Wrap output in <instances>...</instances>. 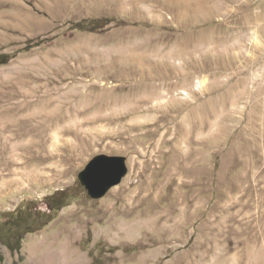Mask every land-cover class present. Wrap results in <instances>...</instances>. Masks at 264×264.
<instances>
[{
  "label": "rangeland",
  "instance_id": "obj_1",
  "mask_svg": "<svg viewBox=\"0 0 264 264\" xmlns=\"http://www.w3.org/2000/svg\"><path fill=\"white\" fill-rule=\"evenodd\" d=\"M2 61L0 264H264V0H0Z\"/></svg>",
  "mask_w": 264,
  "mask_h": 264
},
{
  "label": "water",
  "instance_id": "obj_2",
  "mask_svg": "<svg viewBox=\"0 0 264 264\" xmlns=\"http://www.w3.org/2000/svg\"><path fill=\"white\" fill-rule=\"evenodd\" d=\"M128 174L123 156H96L79 174L81 184L92 199H101Z\"/></svg>",
  "mask_w": 264,
  "mask_h": 264
},
{
  "label": "trees",
  "instance_id": "obj_3",
  "mask_svg": "<svg viewBox=\"0 0 264 264\" xmlns=\"http://www.w3.org/2000/svg\"><path fill=\"white\" fill-rule=\"evenodd\" d=\"M81 25V24H80ZM82 25H84V24H82ZM85 25H86V27H87V25H88V22L87 23H85ZM2 57H5V56H2ZM0 63H6V61H2V62H0ZM66 194V193H65ZM63 195H64V193H63Z\"/></svg>",
  "mask_w": 264,
  "mask_h": 264
}]
</instances>
